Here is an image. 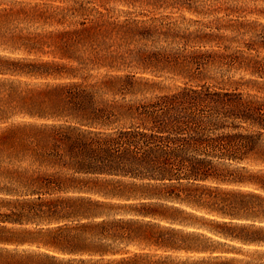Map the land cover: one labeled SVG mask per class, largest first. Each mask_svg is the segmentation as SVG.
<instances>
[{
  "label": "trees",
  "instance_id": "16d2710c",
  "mask_svg": "<svg viewBox=\"0 0 264 264\" xmlns=\"http://www.w3.org/2000/svg\"><path fill=\"white\" fill-rule=\"evenodd\" d=\"M250 15L264 0H0V264H264Z\"/></svg>",
  "mask_w": 264,
  "mask_h": 264
},
{
  "label": "rangeland",
  "instance_id": "374dc122",
  "mask_svg": "<svg viewBox=\"0 0 264 264\" xmlns=\"http://www.w3.org/2000/svg\"><path fill=\"white\" fill-rule=\"evenodd\" d=\"M10 1H14V0H4V3H7V5H9V3H10ZM19 1H21V0H19ZM177 15V14H176ZM179 15H180V17H181V20L182 21H184L183 20V15L182 14H180L179 13ZM186 18H194V19H199V18H197V17H192V16H190V15H186ZM247 18H249V19H260V18H256V16H248ZM186 21H184V23L185 24H187L189 21L187 20V19H185ZM260 20H264V19H260ZM26 22V21H25ZM25 22H19V29L20 30H22L23 29V31H22V33L23 34H30V33H34V32H39L40 30H41V26H40V24L39 23H36V22H34V21H29L28 23H25ZM22 34V35H23ZM23 36H25V35H23ZM0 52H2V51H0ZM7 52V51H6ZM16 54H21V53H16ZM237 76H240V73L239 74H237ZM168 83H170V81H168Z\"/></svg>",
  "mask_w": 264,
  "mask_h": 264
}]
</instances>
